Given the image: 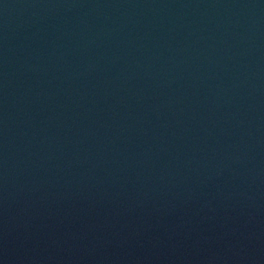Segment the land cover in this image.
Returning <instances> with one entry per match:
<instances>
[{
    "label": "water",
    "instance_id": "water-1",
    "mask_svg": "<svg viewBox=\"0 0 264 264\" xmlns=\"http://www.w3.org/2000/svg\"><path fill=\"white\" fill-rule=\"evenodd\" d=\"M0 137L156 264H264V0H0Z\"/></svg>",
    "mask_w": 264,
    "mask_h": 264
}]
</instances>
